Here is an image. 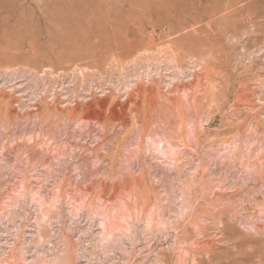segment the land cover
<instances>
[{"label": "rangeland", "instance_id": "1", "mask_svg": "<svg viewBox=\"0 0 264 264\" xmlns=\"http://www.w3.org/2000/svg\"><path fill=\"white\" fill-rule=\"evenodd\" d=\"M0 264H264V0H0Z\"/></svg>", "mask_w": 264, "mask_h": 264}]
</instances>
